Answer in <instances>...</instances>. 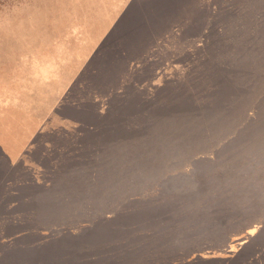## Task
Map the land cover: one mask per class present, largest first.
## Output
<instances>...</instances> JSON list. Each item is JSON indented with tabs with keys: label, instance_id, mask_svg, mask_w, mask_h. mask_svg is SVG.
I'll list each match as a JSON object with an SVG mask.
<instances>
[{
	"label": "rangeland",
	"instance_id": "obj_1",
	"mask_svg": "<svg viewBox=\"0 0 264 264\" xmlns=\"http://www.w3.org/2000/svg\"><path fill=\"white\" fill-rule=\"evenodd\" d=\"M0 264H264V0H0Z\"/></svg>",
	"mask_w": 264,
	"mask_h": 264
}]
</instances>
